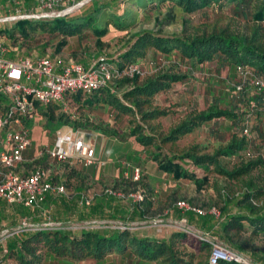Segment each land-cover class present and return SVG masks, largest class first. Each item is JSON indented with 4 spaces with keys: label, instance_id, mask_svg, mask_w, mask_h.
I'll use <instances>...</instances> for the list:
<instances>
[{
    "label": "trees",
    "instance_id": "16d2710c",
    "mask_svg": "<svg viewBox=\"0 0 264 264\" xmlns=\"http://www.w3.org/2000/svg\"><path fill=\"white\" fill-rule=\"evenodd\" d=\"M251 1L252 0H90L77 11L64 17L48 19V22L47 19H42V25L40 26L37 24L40 21H31V27L25 25L27 20L18 21L15 29L19 34L25 37L27 35L25 32L26 28L31 30L39 28L41 32H47L49 36L48 39L53 42L59 39L56 45L57 49H61L65 46L67 38L76 36L81 37L87 32L92 37H96L95 44L102 49L103 44L99 38L103 37L109 31V27H112L127 35V41L122 46V49L125 51L118 55L117 60H113L107 56V53L104 52L105 48H103L102 53L96 57L95 61L105 58L109 63L120 70L126 65H137L139 68L148 50H154L165 55L176 53L174 55L176 60L174 61L173 59L172 62L176 64L177 69L188 66L190 69H193L194 67L210 62H215L218 66L233 67L236 77L234 80L235 82L231 86L233 93V95H230L231 101L224 107H221L218 103L219 101H216V103L210 104L202 111L190 113L184 120L178 122L174 127L169 129L167 134L163 137V142L173 144L181 137L192 133L200 126L209 122L219 124V121L222 119L233 123V129L236 130V126L241 119L240 115L237 113V102H246L248 104H253L252 106H259L258 108L255 107L259 112L264 110V91L257 90V88L251 84V80L253 79L264 82V45L257 43L255 39L256 36L259 35L257 32L254 33L253 38H247L244 35L238 34H226L221 31L216 33L212 32L207 36L169 38L149 30H133L138 23L137 18L135 16L131 18L128 17L129 12L122 9L123 5L129 2L135 10H142L144 12H147L150 8L154 9L156 10L154 14V19L156 21L157 16L161 13V6L165 4L171 6L170 9L176 8L182 14L191 15L196 12L207 14L215 8L217 9L226 3H231L233 13L237 15L238 18L241 16L243 20H248L246 11ZM11 2L21 4V7H25L24 11L29 9L31 4H36L35 0H11ZM37 7L36 4L35 8L28 11L37 12ZM251 20L252 22H264V1H262L261 5L253 13ZM20 24H23V26L20 27ZM4 34H6L7 37H11L10 33ZM1 44L6 45V43L2 42ZM7 55H10V57L6 58ZM16 57L17 55L14 52L4 55V58L8 60L16 61L18 60ZM47 57L54 59L51 56ZM158 65L160 67L161 63L158 62L154 66L157 68ZM186 78L187 75L180 71H178V73L171 71L161 72L146 77L141 84L137 85L136 82L139 79V75H135L130 79L123 77V79L114 80L112 85L114 91L104 89L90 94L79 93L69 95L65 104L77 106L79 110H85L86 113L95 106H111L118 113L132 117L137 116L138 111L142 121L148 122L167 115L164 109L158 108L155 104L158 95L167 92L173 85L178 84ZM129 80H134L135 83L130 84L129 82L132 81ZM119 92H121V95L117 94ZM7 103V99L0 94V106H6ZM57 106L62 109L61 105ZM251 110L252 109L245 112L243 111V113L247 115L244 116L242 120L241 130L240 128L238 129L241 135L245 130L248 132L249 121L252 116ZM62 124L63 123H61V125ZM82 127L93 130L100 129L91 122L83 124ZM105 134H109V132L105 131ZM130 135L144 148L150 158L154 161H158L159 166L166 173H171L173 178L192 179V175L184 170L178 169V165L175 164V161L178 159L177 157L174 155L172 157H167L163 153L160 154V147L155 143V137L157 136L151 132V130L146 129L145 131L141 128L139 129V127H133L130 129ZM248 149L245 139H239L235 132L231 135V139L224 147L215 150L211 155L197 156L194 150H188L179 158L181 160H192L196 166L202 167L205 171L214 168V170L220 172L221 175L224 174L227 177L235 178L246 174L255 165V163L252 162H247L245 165L239 162L241 155H237L239 152L243 151V157L246 158L252 156V152ZM230 157H235L237 159L236 162L241 165L234 171H224L219 163V159ZM261 193L262 189L249 190L247 188L243 190L232 201L226 200L217 218L214 214H205L202 216L192 212L182 214L175 207H172L170 210L172 211L174 219L179 220L185 218L189 225L197 227L204 233L212 234L219 238L230 249L244 255L250 259L252 263L264 264V252L253 251L245 253L240 245L233 244L230 237L226 235L228 230L235 227L251 235L264 238V207L256 210L253 204V201L257 200ZM79 195L80 192L69 197L50 194L39 208H24L22 206L11 205L4 201H0V229L3 227L15 226L22 217L26 216L31 218V220L34 219V221H44L45 218L43 217L46 214L45 211H48V213L50 212L51 218L60 221H118L119 218H122L117 215L121 207L112 206L110 203L104 202L103 200H94L90 206L80 207L78 205ZM133 204L131 214L135 215L139 211L137 207L139 203ZM7 207L11 208L7 209ZM139 214L141 213L139 212ZM15 215L19 216L16 222L10 225L1 223L7 216L9 220H13ZM174 237H180L184 240L186 238L184 233L180 235L177 233ZM174 237L167 243L153 237H138L137 235L130 234L129 230L27 231L7 240L5 242L7 253L2 256L16 260L17 264H39V253L42 250H46L49 254L57 258H68L76 262L86 259L100 260L109 254H123L129 251L142 260L156 262L158 264H192V261L183 259L174 250ZM198 244H200L202 248L209 249V245L205 241L198 240ZM206 264H208V262ZM218 264L232 263L219 262Z\"/></svg>",
    "mask_w": 264,
    "mask_h": 264
},
{
    "label": "rangeland",
    "instance_id": "374dc122",
    "mask_svg": "<svg viewBox=\"0 0 264 264\" xmlns=\"http://www.w3.org/2000/svg\"><path fill=\"white\" fill-rule=\"evenodd\" d=\"M262 1L264 0H252L250 2L249 8L246 11L248 20H243L241 16L238 18V16L232 11L233 8L231 3H226L217 9L215 8L207 14L196 12L191 15L182 14L176 8L170 9L171 6L165 4L161 6V13L157 16L156 21L154 19L156 10L154 9L146 8L149 9L147 12L135 10L129 2H126L122 9L129 12L128 17L131 18L132 16H135L137 18L138 23L133 30H149L169 38L207 36L212 32L216 33L220 31L226 34H238L244 35L247 38H253L254 33L257 32V34H259L255 38L257 43L264 45V22H252L251 20V16L261 5ZM20 5L21 4L12 3L11 0L0 1V19H5L14 15H23V13H32L28 10L36 7V4L33 3L30 5L29 9L24 11L25 7H21ZM18 21L20 22L23 20L0 22V33H3L0 34V43H6V45H2L5 48V54L14 52L17 55L16 59H37L38 57H47L50 53L49 48H52L50 46L53 42L48 39V33L41 32V29L39 28H35V30L32 29L34 31L26 28L25 32L27 35L24 37L15 29ZM31 21H40L37 24L38 26L42 25V19L27 20L25 25L31 27ZM48 21L49 20L47 19V22ZM22 26L23 24H20V27ZM4 33H10L11 37H7ZM126 36L127 35L125 34L118 36L117 40L110 44V51H113L114 54L119 53L120 50H122L123 44L127 41ZM175 54L176 53H170L165 55L154 50H148L141 66L139 65V70L142 74L139 75L136 84H141L148 76L161 72H172L174 68L173 66L176 65L172 62L173 59L174 61L176 60L174 58ZM8 57H10V55H7L6 58ZM158 62L161 63V66L159 67L158 65L156 68L154 65ZM179 63L182 64L181 62ZM120 79L123 78H119V80ZM225 79L226 75L221 77V79L220 77H209V79L206 80H197L195 85L197 84L199 89L208 87L207 89L211 90L212 94H216L218 99L222 98L224 106H226V103L231 101L230 95H233L231 86L235 81L229 80L228 84L225 85ZM129 81H132L129 82L130 84L135 83L134 80ZM179 87L173 89L174 93L178 94L179 91L182 92V88ZM117 94L121 95V92ZM184 101L185 99L181 100V102ZM155 102H157V100H155ZM237 103V113L240 115L241 119L236 126L237 129H233V131L237 133L239 139H245L248 148L252 152V156L247 158L243 157V151L239 152L237 155L241 154L242 156L240 155V158H237L240 159L239 162H242V165H245L247 162L255 163L249 172L239 177L230 178L224 174L221 175L220 172H217L214 168L205 171L202 167L196 166L192 160H181L179 158L188 150H194L197 156H201L211 155L215 150L224 147L231 139L230 129L231 127H234L233 123L230 121H228L230 122L229 126L231 125L228 133L224 132V134H220V132H217L214 135L212 130L215 129V127L219 128L222 124L218 125L209 122L200 126L192 133L181 137L177 142L172 144L163 142V137L167 134L169 129L174 127L178 122L184 120L187 116L183 118L184 115H179V120L178 117L176 118L175 116V121L173 120L172 124L169 126L168 121L166 122L163 119L143 122L138 111L137 116L124 117L125 115H123L121 119L118 120L116 117L113 118L111 114L109 118L110 121L118 123L119 128L122 130L120 132L121 139H119L116 136L90 134L86 131V128L82 127L83 124L90 123V119L85 110L81 111L77 106L63 104L61 105L62 108H65L68 112V114H66V111H63V109L56 105L57 103L50 107L37 106L36 113L31 118L21 120L18 129L26 131L30 141L31 137L34 138L31 145L35 149V155H37V158L32 163L23 164V168H25L24 171L41 168L49 173V176H51L52 182L54 183H58L62 179L69 193H75L78 190L88 191V193L94 196V198H98L102 195L104 188L110 187L124 194L137 191L141 192L144 195V201L139 203L137 207L139 212L144 214L145 217L138 218V213L136 215L130 214L132 205H134L130 200L117 199L113 201L112 206L117 205L119 208L125 206L127 211L125 213L128 215V217L124 216L119 218L118 221H123L131 225L129 230L130 234L137 235L138 237L148 235L150 238L153 237L167 243H169L172 240V237L177 235V233L178 235L184 233L186 236L185 240L180 237L173 238L174 250L183 259L192 261V264H206L208 261L209 249L202 248L201 245L198 244V239L195 236L183 231V226L181 227L175 223L172 224L167 222L163 223V225H158L156 221L161 218L157 215L162 214L167 208H171L172 203H175L178 200H183L189 205L201 209L205 214H212L215 212L217 218L219 216V211L226 203V200L232 201L239 193L247 188L249 190L262 189V193L257 200L253 201V204L256 210L264 207V110L259 112V110L255 109L256 106H252L253 104H248L246 102ZM183 106L184 104L177 107L171 104V106H166L162 109L167 112V115H170L175 109H178L177 111H183ZM1 107L3 106H0V112L3 111ZM157 107L161 109V107ZM250 109H252V116L249 121L248 132L241 135V123L244 116L247 115L243 113V111L245 112ZM61 123L63 124L61 125ZM133 127H139V129L141 128L145 131L146 129L151 130V132L157 136L155 137V143L160 147V154L163 153L167 157H172L173 155L177 157L178 159L175 161V164L178 165V169L184 170L192 175V179L187 180L186 178H182L176 181L177 179L173 178L171 173H166L159 166L158 161L152 160L148 153H137L130 144L134 141L136 142V140L131 139L130 142L126 141V139L131 136L127 135L126 129H132ZM162 128L165 130H161ZM239 128L240 130L238 131ZM76 129L85 131L84 142L91 144L95 149L96 155L100 152L102 147L104 148L102 157L106 163H104L103 166H90L94 167L93 173L90 172L88 167H79L77 163H74L73 167L68 170L66 166L59 165L63 163L51 161L46 156V150L54 145L55 137L58 132L61 134H67ZM219 161L224 171L228 172L238 169L239 165H241L236 162L237 159L235 157L220 158ZM133 162H136V164L139 165L140 170H143L146 174H143L142 176L140 173L138 182L131 181L130 166ZM112 170H118V176L114 178V180L108 181L106 180V177L108 176L107 173ZM4 172V170L0 169V176ZM61 173H63L62 176ZM82 173H84L83 175L86 177L92 174L95 175L98 179L97 182L91 184L84 183L82 180ZM175 196H180L181 198L176 200ZM8 208L11 207H7V209ZM49 213L47 211L45 216H42L45 218L44 221H34V219H32V222L43 223L47 222L48 218L52 220L53 218H51ZM18 219V215H15L13 220H9L7 216V218H4L1 223L10 225ZM52 221L67 222L54 219ZM190 227H192L191 229L194 231L202 232V230H199L197 227L192 225H190ZM226 235L230 237L233 244L240 245L245 253L253 251L264 252V238L251 235L250 233H246L235 227L228 230ZM208 238H214L222 242L212 234H208ZM48 254L49 253L46 250H42L39 253V264H48ZM2 262L17 264L16 260L9 257L5 258L0 253V264H2Z\"/></svg>",
    "mask_w": 264,
    "mask_h": 264
},
{
    "label": "built area",
    "instance_id": "2783aa9c",
    "mask_svg": "<svg viewBox=\"0 0 264 264\" xmlns=\"http://www.w3.org/2000/svg\"><path fill=\"white\" fill-rule=\"evenodd\" d=\"M38 11L23 15H14L0 22L17 20H41L64 17L90 0H35ZM5 48L0 43V94L8 101L1 107L0 112V167L5 170L0 176V201L7 204L18 205L24 208H39L46 197L52 195L71 196L65 185L50 180L49 173L41 168L33 169L28 175H20L13 170L23 162V153L30 147L31 142L27 132L18 129L22 119L31 118L36 113V107H48L60 103L65 104L69 95L79 93L90 94L104 89H112L115 79L141 75L137 65H126L118 69L105 58L95 61L88 69L82 64L68 60L42 57L37 59L20 58L16 61L3 57ZM60 69V70H58ZM248 75V74H246ZM251 84L259 91H264V82L253 79ZM244 133H247L245 130ZM84 131L76 129L67 134L57 133L54 145L46 150L49 160L65 163L69 160L78 161L84 167L103 166L104 162L97 156L90 143L84 142ZM141 170L131 167V181L138 182ZM102 195L106 198L130 200L132 203L144 201V195L137 192L121 193L114 188H104ZM94 197L81 193L78 198L80 207H88L93 203ZM180 213L188 212L205 215L201 209L191 206L183 200L174 203ZM47 211H45L46 213ZM215 216L216 213L213 212ZM158 225L166 223L162 219L156 221ZM168 223L183 226V231L195 236L198 240L209 245L208 264L226 262L232 264H254L250 259L228 248L222 242L208 238V234L194 231L185 218L168 221ZM131 225L122 221L88 220L79 222H57L48 218L47 222L35 223L31 218L23 217L15 226L0 229V253L5 255L7 250L5 242L27 231L43 230H130ZM2 264H11L2 262Z\"/></svg>",
    "mask_w": 264,
    "mask_h": 264
},
{
    "label": "crops",
    "instance_id": "0c3cea01",
    "mask_svg": "<svg viewBox=\"0 0 264 264\" xmlns=\"http://www.w3.org/2000/svg\"><path fill=\"white\" fill-rule=\"evenodd\" d=\"M124 32H120L117 31L115 29H113L112 27H109V31L103 36L100 37V41L103 44V48H105L104 52L107 53V56L110 59L113 60H117L118 55L121 54L122 52H124L125 50H120L119 53L114 54L113 51H110V44L114 43L117 40L118 36H122L124 35ZM59 39L54 41L53 43H51L52 48H49L50 53L48 56H51L52 58H54L55 60H60L62 61V63H66L68 60H74L76 62H80L84 68H88L90 67L94 62L96 57H98L100 55V53H102V49H100L98 46H96L95 41H96V37H92L91 35H89L87 32H85L81 37H71V38H67L66 39V44L64 47H62L61 49H57L56 45L58 43ZM5 55V53H4ZM8 60V59H7ZM14 61V60H11ZM142 63V62H141ZM173 71L172 72H176L178 73V71H180L181 73L187 75V78L184 79L183 81L179 82L176 85H173L172 88L170 90H168L167 92L161 93L158 95L159 98H157V102L155 103L157 106L161 107V109L163 107L166 106H181L182 104H184V106L182 107L183 111H177L178 109H175V111H173L172 113H170V115H166L163 117H159L158 119H156V121H158L159 119H163L166 122L168 121V125L170 126L173 122V120L178 117V120L180 118L179 115H184L183 118H185L186 116H188L190 113H194V112H198V111H202L204 109H206L210 104L212 103H216V101H219V105L221 107H224V103L221 99H218V97L216 96V94H212V91L207 89L208 87L204 88V89H199L198 85L195 83H197V80H206L209 79V77H215V78H219L221 79V77H223L224 75H226V79L224 81L225 85L228 84L229 80H235L236 77V73L233 67H223V66H218L216 65L215 62H210V63H206L197 67H194L193 69H190V67H183L181 68H176V65L173 66ZM177 69V70H176ZM60 70V69H58ZM205 77V78H204ZM194 83V84H193ZM180 86V87H179ZM182 88V92L179 91V93H174L173 89L175 88ZM230 87V86H229ZM172 91V93H171ZM201 93V94H199ZM183 94V95H181ZM198 94V95H197ZM183 96V97H182ZM185 99L184 102H181V100ZM226 103V102H225ZM228 104V103H226ZM56 105H63L60 103H57ZM223 105V106H222ZM63 109V108H62ZM63 111L67 110L64 108ZM68 114V112L66 113ZM112 114V117H116V119H121V117L123 116V114L118 113L114 108H112L111 106H95L93 107L90 111H88L87 116L90 119V122L93 123L94 125H97L100 129H87L86 131L89 132L90 134H95V135H103V136H116L119 139L120 138V132L122 131L121 128H119L118 123H116L115 121H110V116ZM174 115V116H172ZM171 116V117H170ZM124 117H127L126 115ZM175 121V120H174ZM224 121V123H223ZM227 120H220L219 124L220 127L217 129H213L212 132L214 133V135L217 132H220V134H224L228 133V130L230 129L229 126V122ZM218 124V125H219ZM161 130H165L164 128H162ZM231 135L233 133H235L233 131V127H231ZM84 131V130H83ZM105 131L109 132V134H105ZM85 132V131H84ZM127 135L130 136V128L126 129ZM33 137H31V141H33ZM131 139H135L133 136H130L129 138L126 139L127 142H130ZM213 142V141H212ZM132 145V147L135 149V151L138 152H143L146 154V151L144 150V148L139 145L138 143H136L135 141L133 143H130ZM216 144V143H215ZM35 149L32 145H30V147L23 153V162L21 164H19L13 171L20 174V175H28L33 169L31 170H25V168H23V164H30L32 163L37 157V155H35L36 153L34 152ZM104 151V148L102 147L100 152H98V154L96 155L101 161L104 162L103 157H102V152ZM147 156V155H146ZM148 158V156H147ZM77 163L78 166H82L78 161L75 160H69L63 164H59V165H63L66 166V168L69 170L73 167V164ZM106 163V162H104ZM135 163V164H134ZM130 166V165H129ZM139 167L138 164H136V162H133L130 166V170L131 167ZM83 167V166H82ZM33 168V167H32ZM93 168L94 167H88V169H90V172L93 173ZM1 170H4L0 167ZM5 171V170H4ZM141 175L143 176V174H145L143 172V170H141ZM118 170L116 171H110L108 174V176L106 177V180H114V178H116L118 176ZM117 173V175H116ZM84 173H82V180L84 183L86 184H91V183H96L97 182V177L95 175H90L88 177H86L85 175H83ZM131 174V171H130ZM63 175V173H61V176ZM146 175V174H145ZM86 177V178H85ZM147 177V176H146ZM50 180L52 181V178L50 176ZM178 181V179L176 180ZM60 184H65L62 179L58 182ZM80 192L81 193H86L89 194L88 191H81L78 190L75 193ZM75 193L70 192L71 195H74ZM94 197V196H93ZM176 200L180 199V196H175ZM95 201H106L108 203H110L111 205H113V201L117 200L116 198H106L103 195H100V197L98 198H94ZM93 200V202H94ZM174 203H172L171 208L173 207ZM117 206V205H116ZM171 208H167L166 210H164L162 212V214L157 215L158 217H160L163 221L167 222L168 221H173L174 220V216L172 214V211L170 210ZM126 207H122L119 210V213H117V215L119 217H128V215H126ZM138 213V218H143L145 217L144 214H139ZM131 214V211H130ZM136 215V214H135ZM176 220V219H175ZM146 237H150L148 235H145ZM52 263V264H158L156 262H151V261H146V260H142L138 257H136L134 254L130 253L129 251L124 252L123 254H112V255H106L105 257H103L100 260H94V259H86L84 261H80V262H74L71 261L68 258H57L55 256H53L52 254H48V264Z\"/></svg>",
    "mask_w": 264,
    "mask_h": 264
}]
</instances>
